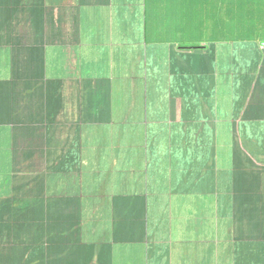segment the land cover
<instances>
[{
    "label": "crops",
    "instance_id": "crops-1",
    "mask_svg": "<svg viewBox=\"0 0 264 264\" xmlns=\"http://www.w3.org/2000/svg\"><path fill=\"white\" fill-rule=\"evenodd\" d=\"M231 2L0 0V264H264V25Z\"/></svg>",
    "mask_w": 264,
    "mask_h": 264
},
{
    "label": "rangeland",
    "instance_id": "rangeland-1",
    "mask_svg": "<svg viewBox=\"0 0 264 264\" xmlns=\"http://www.w3.org/2000/svg\"><path fill=\"white\" fill-rule=\"evenodd\" d=\"M231 3L232 9L228 10V15H231V22L234 29L244 25L256 28L263 27L264 0H232ZM207 4L210 7L209 3ZM253 33H250L249 36L255 35ZM235 35H238L237 32H234Z\"/></svg>",
    "mask_w": 264,
    "mask_h": 264
}]
</instances>
